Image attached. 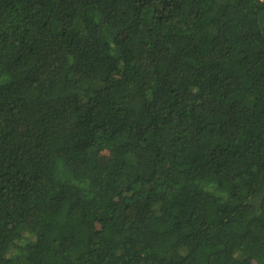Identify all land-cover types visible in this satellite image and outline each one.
I'll return each mask as SVG.
<instances>
[{
  "label": "trees",
  "instance_id": "trees-1",
  "mask_svg": "<svg viewBox=\"0 0 264 264\" xmlns=\"http://www.w3.org/2000/svg\"><path fill=\"white\" fill-rule=\"evenodd\" d=\"M0 264H264V0H0Z\"/></svg>",
  "mask_w": 264,
  "mask_h": 264
}]
</instances>
